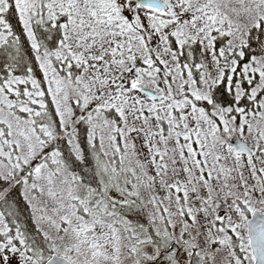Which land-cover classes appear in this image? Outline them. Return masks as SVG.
Instances as JSON below:
<instances>
[{
    "label": "snow or ice",
    "instance_id": "obj_1",
    "mask_svg": "<svg viewBox=\"0 0 264 264\" xmlns=\"http://www.w3.org/2000/svg\"><path fill=\"white\" fill-rule=\"evenodd\" d=\"M0 264H264V0H0Z\"/></svg>",
    "mask_w": 264,
    "mask_h": 264
}]
</instances>
